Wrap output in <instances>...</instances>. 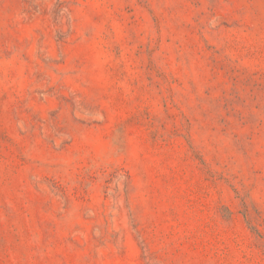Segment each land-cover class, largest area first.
Here are the masks:
<instances>
[{
  "label": "rangeland",
  "instance_id": "374dc122",
  "mask_svg": "<svg viewBox=\"0 0 264 264\" xmlns=\"http://www.w3.org/2000/svg\"><path fill=\"white\" fill-rule=\"evenodd\" d=\"M0 264H264V0H0Z\"/></svg>",
  "mask_w": 264,
  "mask_h": 264
}]
</instances>
